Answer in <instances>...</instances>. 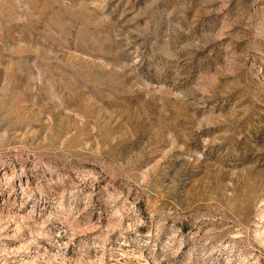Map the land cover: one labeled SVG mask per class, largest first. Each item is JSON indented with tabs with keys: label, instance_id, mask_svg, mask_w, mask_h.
<instances>
[{
	"label": "rangeland",
	"instance_id": "1",
	"mask_svg": "<svg viewBox=\"0 0 264 264\" xmlns=\"http://www.w3.org/2000/svg\"><path fill=\"white\" fill-rule=\"evenodd\" d=\"M0 264H264V0H0Z\"/></svg>",
	"mask_w": 264,
	"mask_h": 264
}]
</instances>
